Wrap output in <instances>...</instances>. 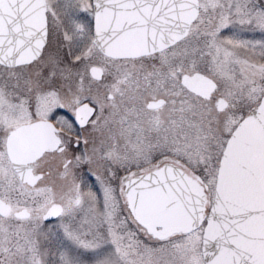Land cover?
I'll use <instances>...</instances> for the list:
<instances>
[{
  "label": "snow or ice",
  "instance_id": "1",
  "mask_svg": "<svg viewBox=\"0 0 264 264\" xmlns=\"http://www.w3.org/2000/svg\"><path fill=\"white\" fill-rule=\"evenodd\" d=\"M0 264H264V0H0Z\"/></svg>",
  "mask_w": 264,
  "mask_h": 264
}]
</instances>
